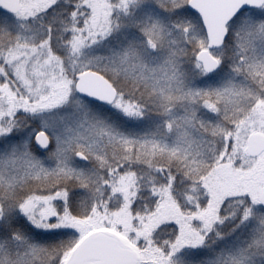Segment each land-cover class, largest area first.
<instances>
[{"label":"snow or ice","instance_id":"6c2138e0","mask_svg":"<svg viewBox=\"0 0 264 264\" xmlns=\"http://www.w3.org/2000/svg\"><path fill=\"white\" fill-rule=\"evenodd\" d=\"M0 264H264V0H0Z\"/></svg>","mask_w":264,"mask_h":264}]
</instances>
